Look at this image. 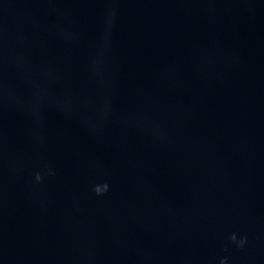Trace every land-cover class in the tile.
Here are the masks:
<instances>
[{"label":"water","instance_id":"95a60500","mask_svg":"<svg viewBox=\"0 0 264 264\" xmlns=\"http://www.w3.org/2000/svg\"><path fill=\"white\" fill-rule=\"evenodd\" d=\"M0 264H264V0H0Z\"/></svg>","mask_w":264,"mask_h":264}]
</instances>
